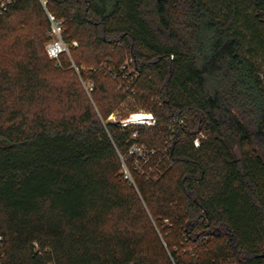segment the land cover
Here are the masks:
<instances>
[{"label": "trees", "instance_id": "1", "mask_svg": "<svg viewBox=\"0 0 264 264\" xmlns=\"http://www.w3.org/2000/svg\"><path fill=\"white\" fill-rule=\"evenodd\" d=\"M45 1L0 17V264H264V0Z\"/></svg>", "mask_w": 264, "mask_h": 264}, {"label": "built area", "instance_id": "2", "mask_svg": "<svg viewBox=\"0 0 264 264\" xmlns=\"http://www.w3.org/2000/svg\"><path fill=\"white\" fill-rule=\"evenodd\" d=\"M18 1L19 0H0V17L5 15L8 11H10L17 4ZM42 3L46 5L45 0H42ZM48 16L51 22L50 33L54 37V39L48 44L47 53L50 58L58 60L63 52L69 53V48L62 37L63 21L56 19L50 13H48ZM76 44L77 43H75V45ZM113 77L115 78V75H113ZM111 118H114V116L112 115L110 119ZM182 122L183 121H180V124H182ZM121 124L124 127L130 125L153 126L156 124V118L153 115V113H145V112L132 113L127 118L121 120ZM133 137L136 138L137 134L134 133ZM204 137L205 135L203 133H200V135L194 140L195 146H199L202 138ZM154 153H155L154 150L148 149L144 144L138 143L137 141L134 142L129 149V154L132 156L134 160L135 167L141 172L145 171L144 170L145 166L150 165L151 156ZM124 174H125V178L132 180V175L130 173V170L126 166L125 162H124Z\"/></svg>", "mask_w": 264, "mask_h": 264}, {"label": "rangeland", "instance_id": "3", "mask_svg": "<svg viewBox=\"0 0 264 264\" xmlns=\"http://www.w3.org/2000/svg\"><path fill=\"white\" fill-rule=\"evenodd\" d=\"M13 23H14V26L17 28V31H18V33L20 32V27H21V24H19L20 22H19V20L18 19H16V18H14L13 19ZM48 37H49V41H48V43L46 44V49H47V46H48V44L54 39V37L51 35V33H50V30H49V32H48ZM12 41H14V38H13V36L12 35H9L8 37H6L4 40H2L1 42H0V51H7L8 50V47H9V45L12 43ZM67 55L70 57V54L69 53H67ZM55 60H57V59H55ZM59 61H61V59H59ZM58 61V62H59ZM72 67L74 68V71H75V73L76 74H79V69L77 68V67H75V65H74V62H73V65H72ZM86 70H88V68H86ZM63 72V74H62V77H63V79H71L73 76H72V73H70L69 71H66L65 69L62 71ZM119 83V82H118ZM92 85H93V83H92V81H89V86L90 87H92ZM124 112H125V110H124ZM116 118H117V113H116ZM115 116H114V118H111V120H115Z\"/></svg>", "mask_w": 264, "mask_h": 264}]
</instances>
